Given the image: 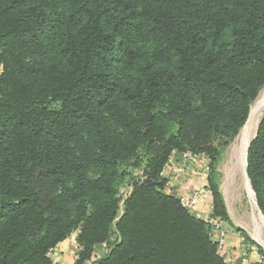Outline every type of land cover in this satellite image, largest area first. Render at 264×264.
I'll return each mask as SVG.
<instances>
[{
    "label": "trees",
    "instance_id": "obj_1",
    "mask_svg": "<svg viewBox=\"0 0 264 264\" xmlns=\"http://www.w3.org/2000/svg\"><path fill=\"white\" fill-rule=\"evenodd\" d=\"M0 66V264L72 234L73 264H226L162 169L204 153L232 227L212 163L264 86V0H0ZM246 174L264 216V109Z\"/></svg>",
    "mask_w": 264,
    "mask_h": 264
},
{
    "label": "rangeland",
    "instance_id": "obj_2",
    "mask_svg": "<svg viewBox=\"0 0 264 264\" xmlns=\"http://www.w3.org/2000/svg\"><path fill=\"white\" fill-rule=\"evenodd\" d=\"M263 93L264 86L260 90L257 98L251 104L250 112L259 102ZM263 109L264 106L261 111L256 113L255 123L252 125L253 129L250 127L248 130L249 140L254 138L256 134ZM243 127L233 141H231L223 150L218 159L212 163L211 179L217 185L218 192L225 204L229 218L228 221L233 229L245 232L247 239L252 243V246H258L264 252V229H260L259 232L261 234L259 233V240L256 239L254 237L256 223L254 217L256 212L253 211L252 200L250 199L245 185L244 167H242L239 159L241 158V146H239V144ZM207 164H209V160H207ZM128 171H130V169ZM129 189V182L127 178H125L119 189L121 196H124Z\"/></svg>",
    "mask_w": 264,
    "mask_h": 264
},
{
    "label": "crops",
    "instance_id": "obj_3",
    "mask_svg": "<svg viewBox=\"0 0 264 264\" xmlns=\"http://www.w3.org/2000/svg\"><path fill=\"white\" fill-rule=\"evenodd\" d=\"M178 160V153L172 154L168 169L165 170L166 176L176 167ZM200 167L201 164L198 165L196 171L195 168L193 169L190 166L184 175L172 180L171 187L178 193L187 192L192 189L200 190L198 205L190 212L196 217L206 219L211 214L212 200L210 193L206 189L207 171L199 169ZM225 230L226 244L224 250L227 253L230 264H247L259 259V255L254 247L246 243L237 230H234L227 223H225ZM75 248V234H72L55 246L51 257L57 264H73Z\"/></svg>",
    "mask_w": 264,
    "mask_h": 264
},
{
    "label": "built area",
    "instance_id": "obj_4",
    "mask_svg": "<svg viewBox=\"0 0 264 264\" xmlns=\"http://www.w3.org/2000/svg\"><path fill=\"white\" fill-rule=\"evenodd\" d=\"M1 67L2 66H0V69ZM172 154H176V152H173ZM172 154L170 155L169 160L171 159ZM178 156L179 160L177 162V165L168 176L165 175V170L168 169V166L170 164L169 160L162 169V175L166 178L164 189L173 192L178 197L180 204L185 209L192 211L198 205L200 190L192 189L187 192L178 193L171 187V182L173 179L180 178L182 175H184L190 166H192L193 169L195 168V170L197 171L198 165L201 164V167L199 169L208 171L209 168L208 164L206 163L207 157L204 153H193L190 151L179 152ZM125 195L126 194H124V196ZM206 221L209 223V234L211 239L216 242L218 252L224 257V261L226 262V264H230L227 253L224 250L226 244L225 222L219 217H212L211 214L206 218ZM100 247V255H104L109 251V245L106 242L101 243ZM54 248L50 250V255L52 254ZM79 250L80 247L77 246L73 254V260L77 258V253ZM55 263L57 264V262ZM247 264H250V262Z\"/></svg>",
    "mask_w": 264,
    "mask_h": 264
},
{
    "label": "bare ground",
    "instance_id": "obj_5",
    "mask_svg": "<svg viewBox=\"0 0 264 264\" xmlns=\"http://www.w3.org/2000/svg\"><path fill=\"white\" fill-rule=\"evenodd\" d=\"M263 106H264V93L262 94L259 102L256 104V106L249 113V117L247 119V123L243 127L242 135L240 137L239 146H241V158H239V159L241 161L242 167H244V164H245V152H246V147H247V145L249 143L248 130H249L250 127L252 128V125L255 123L256 113L261 111ZM245 185H246V189H247V191L249 193L250 199L252 200L253 211L256 212L255 217H254L255 218V222H256L255 223L254 237L259 240V233H260L259 231H260L261 228L264 229V216L259 211V209H258V207L256 205V202H254L255 198H253L254 195H253V192H252V190L250 188V185L248 183V179H247L246 175H245Z\"/></svg>",
    "mask_w": 264,
    "mask_h": 264
},
{
    "label": "water",
    "instance_id": "obj_6",
    "mask_svg": "<svg viewBox=\"0 0 264 264\" xmlns=\"http://www.w3.org/2000/svg\"><path fill=\"white\" fill-rule=\"evenodd\" d=\"M249 117V116H248ZM248 119V118H247ZM246 122H247V120H246ZM245 122V123H246ZM244 126V125H243ZM249 143H250V140H249ZM249 143H248V145H247V147H246V152H245V164H244V172H245V175H246V177H247V174H246V167H247V150H248V146H249ZM247 179H248V177H247ZM248 183H249V179H248ZM249 185H250V183H249ZM250 188H251V186H250ZM251 190H252V188H251ZM252 192H253V190H252ZM253 195H254V192H253ZM257 205V204H256ZM260 211V210H259Z\"/></svg>",
    "mask_w": 264,
    "mask_h": 264
}]
</instances>
